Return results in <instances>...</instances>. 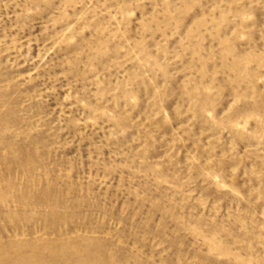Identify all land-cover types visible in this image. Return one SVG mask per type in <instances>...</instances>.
<instances>
[{"label":"rangeland","instance_id":"1","mask_svg":"<svg viewBox=\"0 0 264 264\" xmlns=\"http://www.w3.org/2000/svg\"><path fill=\"white\" fill-rule=\"evenodd\" d=\"M43 262L264 264V0H0V264Z\"/></svg>","mask_w":264,"mask_h":264},{"label":"bare ground","instance_id":"2","mask_svg":"<svg viewBox=\"0 0 264 264\" xmlns=\"http://www.w3.org/2000/svg\"><path fill=\"white\" fill-rule=\"evenodd\" d=\"M87 253V252H86ZM80 257V256H79ZM92 257V256H91ZM52 258V257H51ZM82 259V258H81ZM55 260V259H54ZM50 261H53V259H51ZM23 262H26V260H23ZM46 262V261H45ZM47 263V262H46ZM51 263V262H50ZM54 263V262H53ZM44 264V262H43Z\"/></svg>","mask_w":264,"mask_h":264}]
</instances>
